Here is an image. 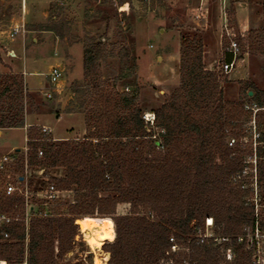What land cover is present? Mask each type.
<instances>
[{
  "label": "trees",
  "instance_id": "1",
  "mask_svg": "<svg viewBox=\"0 0 264 264\" xmlns=\"http://www.w3.org/2000/svg\"><path fill=\"white\" fill-rule=\"evenodd\" d=\"M239 44L243 53L264 57V29L248 32ZM105 52L100 43L84 45L86 80L95 75ZM179 54V85L152 113V124L142 117L136 91L106 96L97 91L91 108L78 112L84 114L82 140L51 143L38 127L27 128V169L47 177L49 170H62L63 177L47 182L61 193L72 192L73 201L65 213V205L58 203L47 217L40 208L26 222L23 198L0 193V215L11 219L0 227V262L57 264L73 250L79 218L111 226L112 239L103 247L109 264H252L255 246L248 247L245 237L255 230L264 235V219L246 201L248 192H236L232 185L236 179L253 181L251 171L244 174L253 154L243 141L251 117L245 103L264 108V91L240 81V100L224 101V74L205 68L202 43L182 37ZM224 55V63L230 62L231 56ZM42 107L22 75L0 74V130L24 129L25 117ZM256 121V184L262 198L264 112ZM228 130L234 132L232 146ZM20 166L23 172L24 160ZM121 204L129 205L128 214H117ZM208 218L215 238L201 239Z\"/></svg>",
  "mask_w": 264,
  "mask_h": 264
},
{
  "label": "rangeland",
  "instance_id": "2",
  "mask_svg": "<svg viewBox=\"0 0 264 264\" xmlns=\"http://www.w3.org/2000/svg\"><path fill=\"white\" fill-rule=\"evenodd\" d=\"M220 1L26 0L25 11L22 13L21 0H3L0 2V45H12L16 50L19 60L12 59V55L9 56L5 52L6 60L9 61L13 70L22 72L23 62L26 63L24 77L27 87L35 96L36 104L43 103L39 114L44 116L51 114L55 117L71 112L70 114L79 115L84 120V114L78 112L91 108L96 99L93 95L97 91L103 92L105 96L131 94L136 91L138 106L144 117L146 114L152 115L179 85L181 38L189 37L199 40L203 45V53L204 46L214 50L216 46L213 33L218 21L223 17L224 26L220 27L223 31L222 55L212 71H219L225 60L224 51L226 52L229 43L234 41L238 44L239 56L235 69L230 72L231 78L233 80L244 78L245 69L241 59L245 54L250 72L249 82L253 83L257 90L264 91V57L246 50L247 48L246 53L242 52L239 44L242 36L232 19L231 0L226 14L223 11L224 0L222 4ZM250 4L252 9L261 16L259 30L264 29V0H250ZM51 7L53 10L50 13ZM22 25L23 29H21ZM15 28L19 32L13 40L10 36ZM49 28L52 31H48ZM227 33L232 36H226ZM21 40L27 48L24 53ZM12 41L15 42L14 45L10 43ZM90 43H100L106 49V56L98 64L95 75L86 80L82 61L83 47ZM59 58L64 65L62 77L57 87H51L48 74ZM229 74H224L221 78L223 100L237 102L240 100L238 82L230 81ZM87 88L90 89L88 95L90 93L91 98L87 95ZM47 92L51 94L50 99L44 96ZM32 119L33 117H28L27 122L31 124ZM51 119L54 121L51 127L53 133L47 134L51 137V143L61 142L54 141L53 138L68 135L66 130L70 123L75 132L82 131L84 128V122L79 117L67 121L49 118ZM233 133L232 130L227 131L229 142ZM68 136L71 137L72 134ZM25 138L23 129L6 130L0 137V157L10 155L14 158L15 166L8 176L12 180L16 176L23 178L19 188L27 187L30 194L29 203L34 207L33 211L37 212L40 208H45L38 205L37 202H40L31 195L38 189L43 190L49 184L48 177L61 178L64 172L60 169L49 170L48 177L38 170L28 169L25 174V167L21 172L20 165L23 160L26 161L27 154ZM74 139L78 137L75 136ZM243 141L247 145L251 142L248 133H245ZM262 171L264 174V164ZM236 180V183L232 185L233 189L236 192L247 191L246 201L253 205L255 216L264 219V196L261 198L256 195L254 182L251 179H247L249 183ZM5 181L8 180L3 176L0 177V193H2V183ZM15 186L18 185L15 184ZM257 189H259L258 185ZM100 196L104 198L107 194ZM72 201V192L63 193L59 200V205H65L62 206V213H65L66 205ZM51 207L53 206L47 209L50 211ZM25 211L29 213V217L35 215ZM116 212L118 215L128 214L129 205H118ZM76 220L79 218L75 219L74 224ZM77 231L73 250L62 260H58L57 264L94 263V254L86 245L79 229ZM214 232V225L206 227L204 221L198 237L215 238ZM247 234L245 238L249 246L252 235L255 233L247 232ZM217 242H220V239ZM103 247L102 254L105 253ZM258 247V255L264 260V242L260 241ZM227 254L226 260H228ZM229 256L232 257L231 251ZM107 263L109 264V256Z\"/></svg>",
  "mask_w": 264,
  "mask_h": 264
},
{
  "label": "built area",
  "instance_id": "3",
  "mask_svg": "<svg viewBox=\"0 0 264 264\" xmlns=\"http://www.w3.org/2000/svg\"><path fill=\"white\" fill-rule=\"evenodd\" d=\"M25 2L26 0H21V12L24 13L25 11ZM21 29H23V25L21 26ZM23 32V30H20ZM19 30L13 29L11 33V39H13L16 35H18ZM226 36H232L228 33ZM226 52L231 56V61L227 63H222L219 71L223 74H229L231 71L235 69V66L237 64V58L239 56V47L238 44L234 41H231L229 45L226 48ZM62 77V71L59 67H52L51 72L48 74V79L50 82L51 87H57L60 79ZM46 99L51 98L50 92H47L44 94ZM246 110H249L251 112V117L249 120V123L247 125V133L249 134V138L251 142L249 145L252 147L253 154L247 158V164L249 165L246 169L244 174L247 172L252 173L253 175V182L255 187V193L257 195V184H256V157H255V149L258 145V139L260 138L259 132L257 130V121L256 116L260 113L264 112V108H258L255 105L247 104L245 106ZM145 122H148L149 124H152L154 121L153 115H144L143 117ZM41 133L43 135H47L49 133L48 129L42 128ZM234 144L233 140H230L229 146H232ZM27 151V149H26ZM41 155V153L39 154ZM15 166V160L10 155H3L0 157V177H5L8 181H5L2 183V194L5 197H12L15 195H19L24 200V206L25 210L30 211L32 213H39L38 211L35 212L34 207L29 203L30 200V194L28 193L27 187L25 186L24 189H20L19 186L22 184L23 178L21 176H16L14 180H12L8 175L11 173L12 168ZM27 165L25 161V174H27ZM18 185L17 187L15 186ZM63 196V193L56 190V188L52 184H48L43 190H37L35 194L31 195L32 198H35L37 201H39V205L44 207L42 214H40L42 217H47L50 212L47 209L49 206H54L59 203L60 198ZM29 213L25 211L26 216V222L28 221V215ZM11 222V219L6 217L5 215H0V227L3 225H8ZM205 226L206 227H212L213 221L212 219H206L205 220ZM255 235H252V241L248 247L255 246V251L252 258V264H264V260L260 258L259 254V242H264V235H261L257 230L254 231ZM8 236L5 234L4 239H7ZM227 259L230 260L229 252L227 254Z\"/></svg>",
  "mask_w": 264,
  "mask_h": 264
},
{
  "label": "crops",
  "instance_id": "4",
  "mask_svg": "<svg viewBox=\"0 0 264 264\" xmlns=\"http://www.w3.org/2000/svg\"><path fill=\"white\" fill-rule=\"evenodd\" d=\"M201 1V0H200ZM204 0H202L203 2ZM222 4V0L220 1ZM230 0H224L223 2V11L226 14L227 8H230ZM232 3V19L234 20V24L235 27L237 29V31L239 32V34L243 37L245 36L248 32L251 31H257L260 28V21H261V16H259L258 13H256L250 4V0H231ZM223 18V17H222ZM221 18L220 21H218V24L215 28V32L213 33L215 35V49L212 50L210 49V47H206L204 46V53H203V64L205 66V68L209 71H212L214 69V67L216 66L218 59H221V55H222V33L223 31L220 29V27L224 26V22L223 19ZM230 21H228L229 23ZM228 28V27H226ZM14 40V39H13ZM11 44H15V42H10ZM21 48H22V52L24 53L26 51V47H25V43L23 44V41L21 40ZM7 55H12V59H17L19 60V56H17V52L16 50L13 48L12 45H0V74H9V73H14V74H20L23 76V80L25 83V86L27 88V90L31 93V91L28 89L26 81H25V77L24 75L26 74L25 69H26V63L23 62V69L22 72H17L15 70H13V68L11 67V64L9 63L8 60H6V54ZM83 61V59H82ZM247 58L246 55H243V59H241L242 65L244 66V73L245 76L244 78H238L236 80H233L231 78V73L229 74V80L230 81H234L236 82H240V81H249V77H250V72H249V67L248 64L246 63ZM53 67H59L61 69V71H63L64 69V65L61 63V59L59 58L57 60V62L55 63V65ZM33 117L32 119V123L29 124L27 122L28 117ZM81 118L83 120V118L79 115H72V114H60L58 116H53L51 114H47V115H43V114H37L35 116L33 115H28L25 117V127L23 129V131L25 132V137H26V130L28 127L31 126H36V127H41V128H45L49 130V133L52 134V126L54 121L49 120V118H54L56 121H67V120H71L73 118ZM43 121V122H41ZM84 122V120H83ZM8 130V129H7ZM72 130V131H71ZM6 130H0V137L3 135V133ZM71 131V132H70ZM66 132L68 133V135H71V137H69L67 134L64 137H59V138H53L54 141H67L68 139H72V140H82L84 135H85V125L82 131L79 132H75L74 131V127H72V123H70V126H68ZM77 136L78 139H74V137ZM26 141V138H25ZM17 151V150H15Z\"/></svg>",
  "mask_w": 264,
  "mask_h": 264
},
{
  "label": "bare ground",
  "instance_id": "5",
  "mask_svg": "<svg viewBox=\"0 0 264 264\" xmlns=\"http://www.w3.org/2000/svg\"><path fill=\"white\" fill-rule=\"evenodd\" d=\"M79 232L82 235L86 245L94 254L93 264H108V254H102L103 245L112 239V228L104 223H94L91 221L79 219L76 222ZM0 264H2L0 262Z\"/></svg>",
  "mask_w": 264,
  "mask_h": 264
},
{
  "label": "water",
  "instance_id": "6",
  "mask_svg": "<svg viewBox=\"0 0 264 264\" xmlns=\"http://www.w3.org/2000/svg\"><path fill=\"white\" fill-rule=\"evenodd\" d=\"M248 95H249V96H251V95H252V93H251V92H249V93H248ZM77 221H78V220H76V222H77ZM76 222H75V225H76ZM76 226H77V225H76ZM77 227H78V226H77ZM78 229H79V228H78Z\"/></svg>",
  "mask_w": 264,
  "mask_h": 264
}]
</instances>
